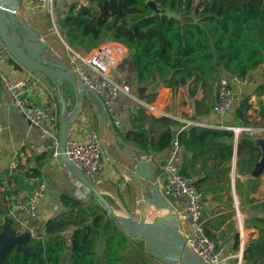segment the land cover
Instances as JSON below:
<instances>
[{
	"label": "trees",
	"instance_id": "16d2710c",
	"mask_svg": "<svg viewBox=\"0 0 264 264\" xmlns=\"http://www.w3.org/2000/svg\"><path fill=\"white\" fill-rule=\"evenodd\" d=\"M88 1V6H83L78 14L72 4L60 19L64 37L72 47H83L79 44L81 38L99 42L90 48L110 38L124 43L136 65L137 83L146 87L141 96L148 102L154 100L161 86L171 87L174 92L179 87L186 88L196 104L199 90L203 89L202 102H205L216 95L221 73L244 76L264 63V0H157L175 13L172 16L153 15L143 0ZM256 91L264 92V86ZM250 107L249 97H244L236 106V117L248 123ZM154 122L155 117L146 114L141 106L126 138L144 152L165 151L177 138L186 150L182 171L193 176L198 172L196 164L201 162L202 182L209 177L224 179L230 188L233 160L236 158L238 174L251 175L262 156L256 139L240 135L235 143L234 132L227 128L190 124L176 133L174 119L156 137L151 134V126H145ZM209 161H213L211 165ZM210 167L221 169L210 176ZM28 176L42 180L39 167L24 164H20L15 174L0 176V194L1 188H5L4 197L0 196V232L9 213V207L2 203L6 197L28 188L23 185ZM252 181L250 177L247 184L253 190L256 185H251ZM243 185L237 178L236 190ZM206 191L202 186V193ZM60 199L64 210L45 220L41 239L27 243L29 250L40 258L24 254L14 245L8 250L4 264H130L131 255L138 258L136 264L155 263L145 250L144 241L127 235L93 194L84 199L63 193ZM249 222L259 233L244 245L242 264H264V218L255 217ZM69 230L70 245L64 235ZM239 242L237 233L236 248Z\"/></svg>",
	"mask_w": 264,
	"mask_h": 264
},
{
	"label": "crops",
	"instance_id": "0c3cea01",
	"mask_svg": "<svg viewBox=\"0 0 264 264\" xmlns=\"http://www.w3.org/2000/svg\"><path fill=\"white\" fill-rule=\"evenodd\" d=\"M36 0H22L19 8V14L25 18L33 27L39 30L42 38L49 42L48 54L56 60L72 63L76 54H85L89 49L83 47H72L64 37L62 28L59 30L57 17L47 18V9ZM61 11V10H60ZM59 11V12H60ZM64 12H60V19L64 17ZM91 49V48H90ZM23 71H26L25 69ZM249 75L252 78L251 83L244 86H235L234 105L229 114L219 116L213 111V105L217 100V93L214 97H209L202 102L205 96L203 89L199 90L197 95L198 104L194 103L192 97L186 91V88L179 87L175 92L171 87L161 86L152 102H148L146 97H142L140 91L141 85L137 83L136 65L126 56L114 71V77L119 83L128 84L131 90L128 94L122 93L117 101V110L120 114L121 124L114 125L109 116L103 115L101 106L86 98L85 108L72 124L71 132H78L82 135L95 133L104 142L106 147L105 159L107 170L104 175L95 176L98 188L109 198L112 204L116 205V212L126 215L132 219H139L146 214L147 217L153 218L157 213L153 205L148 204L146 197L151 196L150 186L144 188V196L141 194V187L126 175V170L133 160L140 161L146 155L159 158L165 156L169 148L161 152H144L138 146L134 145L126 138L127 132L132 128L133 118L138 109L142 106L146 114L159 117L163 114H157L149 108L155 100L163 104V109L168 116L167 121H156L153 125L146 123V128L151 126V134L158 136L164 129L165 125L171 120H176L174 125L175 132H179L190 124H198L210 128H227L228 126L245 124L235 115L236 106L244 97H249L250 109L247 111L248 123L264 122V92H257V88L264 86V63L251 69ZM46 83V82H44ZM46 85L56 90L49 84ZM146 88V87H145ZM153 91V90H151ZM57 95V94H56ZM36 101L40 102L39 96ZM73 104H71V107ZM209 110V112H205ZM0 176L15 174L17 169L11 168V160L20 147L25 144H32L35 147L42 146L41 150L34 149L29 159L24 162V166L30 168L39 167L42 173V180L48 185V193L42 201L40 212L43 223L45 220L62 210L64 207L61 203V195L69 193L80 196L84 199L91 198L89 192L82 184L76 180L58 161V157L53 155L50 147L51 141L44 135L42 129L32 125L30 121L17 109L10 105L8 96L0 85ZM238 141V139H237ZM235 140V143H237ZM184 149V157L186 150ZM213 161H209L211 165ZM8 169V172H5ZM197 169L195 176L198 186L203 193V217L205 220L206 232L217 241L218 245L224 248L227 254H237L242 250L244 245L251 238L257 237L259 230L250 224V219L255 217L264 218V174L258 178L251 175H240L237 173L236 158L233 160L231 172V187L229 188L224 179L207 178L202 182L201 162L195 166ZM221 167L209 168L208 174L213 176ZM24 171V169H23ZM254 181L255 189L252 190L247 184L249 178ZM94 178V177H93ZM239 178L244 185L239 191L236 190L235 182ZM38 177H25L23 185L28 187L23 189L20 194L13 195L2 203V206L9 207V213L6 217L14 219V226H19V220L22 219L23 213L16 211L19 202L25 200L32 189L38 184ZM7 182V181H6ZM160 188L163 187L164 178L159 176L155 181ZM216 188V189H214ZM5 188H1V198L4 197ZM174 207L181 218V222L187 220L186 200L181 199L175 202ZM151 214L148 215L147 213ZM15 214H11V212ZM165 212V209H161ZM160 214V213H158ZM4 218V219H5ZM42 223V224H43ZM182 225V224H181ZM239 233L240 242L238 248L235 246V237ZM234 258L232 264L236 261ZM154 262H159L153 257ZM160 263L165 264L160 261ZM244 260L237 259L236 264H242Z\"/></svg>",
	"mask_w": 264,
	"mask_h": 264
},
{
	"label": "built area",
	"instance_id": "2783aa9c",
	"mask_svg": "<svg viewBox=\"0 0 264 264\" xmlns=\"http://www.w3.org/2000/svg\"><path fill=\"white\" fill-rule=\"evenodd\" d=\"M35 2H39L49 12H54L53 0H36ZM88 4V0H73L74 13L78 14L80 9ZM129 54V49L124 43L112 40L94 46L85 54H76L71 63L76 75L103 98L107 115L116 126L121 124L117 110L118 98L122 93L128 94L131 87L128 84L119 83L114 77V71ZM10 56V52L0 37V85L6 92L10 105L22 113L32 125L43 130L44 135L52 142L50 147L53 155L58 157L59 99L53 90L33 72L15 70L9 64ZM251 81L249 73L244 76L230 72L221 73L218 78L217 100L213 105V111L222 117L229 114L235 100L234 87L247 85ZM36 96L40 97V102L36 101ZM149 108L157 114H167L163 109V104L157 100ZM227 129L234 132L236 141L240 135H245L249 139L264 137V122L238 124L228 126ZM34 149L41 150L42 146L35 147L32 144H25L18 148L12 157L11 168L18 169L20 164L29 159ZM104 149L103 140L95 133L82 135L70 131L66 143L67 155L91 178L104 175L107 170ZM149 157L157 168L159 176L164 178L161 193L172 204L181 199L186 200L185 216L188 217L181 225V233L190 250L200 256L206 264H232L234 258L241 261L242 250L237 254H227L217 241L206 234L203 193L194 184V177L182 171L184 149L178 139L174 138L165 156L157 159L153 156ZM47 193V182L41 180L28 197L17 204L16 211L24 214L16 228L18 232L29 231L34 239L43 237L40 208Z\"/></svg>",
	"mask_w": 264,
	"mask_h": 264
},
{
	"label": "water",
	"instance_id": "95a60500",
	"mask_svg": "<svg viewBox=\"0 0 264 264\" xmlns=\"http://www.w3.org/2000/svg\"><path fill=\"white\" fill-rule=\"evenodd\" d=\"M145 2L153 10V15H175L173 11L163 7L157 0H146ZM21 3L22 0H0V37L10 52L9 64L15 70L23 71L25 69L33 72L56 90L60 103L59 163L97 198L127 235L144 241L146 251L152 257L165 264H206L185 244L181 233V218L174 205L155 184L157 168L148 155L140 161L133 160L125 172L129 178L140 185L143 196L145 186H150L151 196L146 197V201L156 208L157 214L153 218L143 214L139 219H132L116 212L111 201L98 188L92 178L69 158L66 152V143L73 122L85 108L86 98L97 102L101 106L104 116L107 113L106 105L103 98L76 75L71 63L56 60L48 54L49 42L42 38L38 29L19 14ZM59 11L60 7H57V19L59 30H61ZM139 89L143 91L145 86H141ZM71 104H73L72 107ZM155 120L167 121L168 116H159ZM255 141L262 149V156L252 170L251 176L258 178L264 174V137L256 138ZM104 148L106 150L105 145ZM5 172H8V169H5ZM162 208L166 210V213L161 212ZM147 213L151 214L148 210ZM13 223L12 217H6L2 224L0 264H4L8 250L14 245L18 251L40 258L27 246L28 242L34 241L31 232H18ZM71 234V230L64 232L68 245L71 243Z\"/></svg>",
	"mask_w": 264,
	"mask_h": 264
},
{
	"label": "rangeland",
	"instance_id": "374dc122",
	"mask_svg": "<svg viewBox=\"0 0 264 264\" xmlns=\"http://www.w3.org/2000/svg\"><path fill=\"white\" fill-rule=\"evenodd\" d=\"M143 1H146V0H143ZM53 4H54V10H53L54 12L51 13L48 10L46 11L47 12L46 16H47L48 19H53V17L54 18L57 17V7H60V10H61L60 12H64V13L67 12V10H69V8L72 6L73 0H53ZM48 6H49V4H48ZM112 40H115V39L110 38V39H107L104 42L112 41ZM98 43L99 42L97 40H94L92 38H81L79 40V44H81L83 46V49H89L90 45H94V44H98ZM92 180L96 183V185H98L97 182L95 181L96 180L95 177L92 178ZM112 205L114 206V209H116V210L118 209V208H116V205H114V204H112ZM23 217H24V214L22 216V219H23ZM17 227H15V228H17ZM144 248L146 250V245L145 244H144ZM129 259H130V262H131L130 264H136L137 261H138V258H136L133 255H131L129 257ZM235 260L237 261V259H235ZM241 260H243V257H242ZM236 261L233 264H236ZM154 264H162V263H160V261L159 262L157 261Z\"/></svg>",
	"mask_w": 264,
	"mask_h": 264
},
{
	"label": "bare ground",
	"instance_id": "6f19581e",
	"mask_svg": "<svg viewBox=\"0 0 264 264\" xmlns=\"http://www.w3.org/2000/svg\"><path fill=\"white\" fill-rule=\"evenodd\" d=\"M86 188V187H85ZM87 189V188H86ZM88 190V189H87ZM89 191V190H88ZM90 192V191H89ZM116 211V210H115Z\"/></svg>",
	"mask_w": 264,
	"mask_h": 264
}]
</instances>
